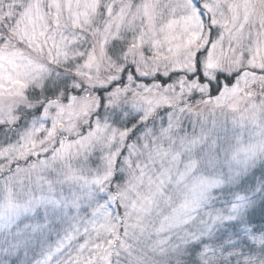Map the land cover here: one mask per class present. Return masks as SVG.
I'll return each mask as SVG.
<instances>
[{
	"label": "rangeland",
	"instance_id": "1",
	"mask_svg": "<svg viewBox=\"0 0 264 264\" xmlns=\"http://www.w3.org/2000/svg\"><path fill=\"white\" fill-rule=\"evenodd\" d=\"M211 2L0 0V36L38 55L0 37V264H181L177 250L147 256L130 233L109 254L120 211L134 220L147 206L140 192L165 189L168 174L195 210L181 236L197 240L198 264H264V0ZM230 3L234 31L211 44L208 19L221 25ZM206 46L203 78L235 75L214 96L194 76ZM54 59L72 64L77 84L43 101L29 92L55 80ZM172 71L171 84L150 79ZM102 84L111 87L103 106ZM194 94L200 104L186 105ZM27 110L35 114L24 118ZM116 116L132 117L140 136L125 148L124 191L113 196L110 167L125 147ZM146 210L137 230L165 207Z\"/></svg>",
	"mask_w": 264,
	"mask_h": 264
},
{
	"label": "trees",
	"instance_id": "2",
	"mask_svg": "<svg viewBox=\"0 0 264 264\" xmlns=\"http://www.w3.org/2000/svg\"><path fill=\"white\" fill-rule=\"evenodd\" d=\"M200 1V5L202 7L201 2L203 0H198ZM223 0H212L211 5L216 7L219 3H221ZM232 4H229V10L227 11L226 14L224 15V19L222 20L221 25H215L208 19V37H209V42L214 43L213 40L218 39L223 35V33H227L229 35L230 32L233 33L234 29L232 30L231 25L234 23V16H235V9L237 8L236 6L234 7L235 9L232 8ZM3 7V6H1ZM5 12V11H4ZM6 13V12H5ZM7 14V13H6ZM3 18V13L0 12V19ZM81 23V22H79ZM85 25V24H84ZM80 27H83V24L79 25ZM1 28H0V35L1 33ZM15 30H17V34H21V30H19V25L16 26ZM26 33V31H23ZM8 35H11L10 33H7L4 37L7 38L8 44L12 43L14 46H21L24 49H27L29 52L34 54L35 56L38 57L37 53L32 52V50L27 47L25 44V40H20V38H13V36L9 37ZM234 36V35H233ZM3 37V36H0ZM3 37V38H4ZM232 37V35H231ZM219 39V40H220ZM229 42H231V38L228 37ZM1 47H4L3 45H0ZM207 46L202 47L200 50L197 51L196 56L194 57V64L193 68L195 70L194 76H197L199 81L201 83L206 82L209 87L208 91L211 93L213 96L217 95L218 92L220 91L221 87L223 86L224 83H231L233 81V77L235 76L234 74H230L225 71V70H219L216 72L214 75V81L209 82L203 78V56H205L206 51H207ZM49 61V60H48ZM47 61V62H48ZM56 61V62H55ZM54 69H56V78L53 82L49 83V85H45L44 88L41 90H38L37 93L35 91L29 92L30 95L36 96V98H39L43 101H49V100H54L58 98L62 94H69L70 92L73 91L75 88V85L77 84V77L72 71V64H65L60 65L58 64V60L54 59L49 63ZM132 70V69H131ZM130 70V67L126 68L124 71H122L121 74V79H120V84H123L124 82L123 79L127 73L132 72ZM177 73L170 72L168 75H162V74H156L155 77H150V79L155 80L157 83H159L161 86H165L167 84H171L172 81L176 79ZM109 85H113V82L109 83ZM111 87L108 88L106 84H102L99 88L98 91L95 94V97L99 99L98 102H101L102 106L105 104V94L109 93ZM28 94V95H29ZM188 99V100H187ZM186 105L191 104L192 107H196L200 104V100L198 101V95L194 94L191 96L186 97ZM104 110V109H103ZM102 110V111H103ZM112 110V109H111ZM169 108L167 109H162L161 112L163 113H157V115L152 114V118L155 119H161V117L165 116L166 113L169 112ZM101 111V112H102ZM159 112V111H158ZM165 112V113H164ZM34 111L27 110L24 118L26 117H31L34 115ZM120 116V115H119ZM118 117L117 119L120 120L119 127L122 128L123 130V138L121 145L124 146V149L121 148L119 151L120 153L116 157L115 164H111V170H112V178L110 181V184L108 186V191L113 195L116 196L117 193L124 191L123 184H125V176L124 173L121 172V166H122V161L125 158V148L128 146H133L136 143V140L140 136V129L139 127H136L133 123L132 117L125 118V117ZM116 119V120H117ZM151 120V119H150ZM144 126V125H143ZM145 125L144 127H146ZM158 131V129L156 128ZM157 133H152L150 137L153 139L154 136L160 135ZM162 137V136H161ZM161 137L159 136V140L161 141ZM163 141V140H162ZM159 149L155 148L154 152L156 154H160L161 151H158ZM170 151H163V155L165 157H168L167 155L170 154ZM113 168V169H112ZM167 180L169 181L168 183L163 180V184L166 186L165 189L160 188L158 189V186L156 188H151V189H143V192H140L144 195L147 196H142L144 197V202L147 204V206L144 207L143 210H141V207L137 206V214L134 216V220H129L126 218L124 212L122 210L119 213L118 220L120 225L118 226V231L115 232L117 238L115 242L112 244L110 247V252L111 256L115 257L118 252H116V249H125V245H129V238L128 235L129 233L131 235H134L140 239L143 240L144 242V249H142V252L145 253L147 256H150V250H157L160 251L163 249L171 250V251H180L182 257H181V264H198V260L196 258L198 252L200 251V245L196 244L195 242L197 240L190 238L188 235L186 237H182V231L185 230L187 227L190 226V223L192 221V218L190 215L195 213V210L191 208L190 204L188 205V198L187 196H182V198L179 196L176 197V190L178 189L177 187L174 186L173 183V174L170 176L165 175ZM172 177V178H171ZM136 179V178H135ZM152 187V186H151ZM177 188V189H176ZM179 190V189H178ZM161 191V192H159ZM180 192V191H179ZM178 192V193H179ZM175 193V194H174ZM176 195V196H175ZM185 200H187L185 202ZM184 201V205H182V202ZM144 204V205H145ZM163 204V205H162ZM264 205V203H263ZM165 207V212L164 214H161L158 217V220H156L153 224L150 222L149 225L147 223H143V229L139 228L137 230L136 224L138 222L140 223L143 222V217L148 214L147 209H153L157 210L159 208ZM131 213H135V210H130ZM142 211V212H141ZM140 219V221L138 220ZM147 222V221H146ZM257 222L258 224L264 225V214L260 217H257ZM131 224H133V228H131ZM146 224V225H145ZM128 234V235H127ZM183 239V240H182ZM184 241L185 243L183 244V248L179 249V245L177 241ZM147 251H146V250ZM149 255H148V253ZM119 255V254H118ZM142 255V254H141Z\"/></svg>",
	"mask_w": 264,
	"mask_h": 264
}]
</instances>
